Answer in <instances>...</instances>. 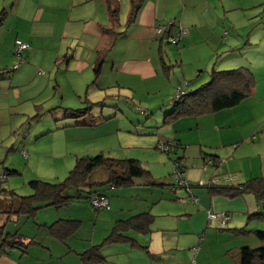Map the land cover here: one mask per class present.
Masks as SVG:
<instances>
[{
  "label": "rangeland",
  "instance_id": "rangeland-1",
  "mask_svg": "<svg viewBox=\"0 0 264 264\" xmlns=\"http://www.w3.org/2000/svg\"><path fill=\"white\" fill-rule=\"evenodd\" d=\"M120 2H122L120 5V22L124 30L126 25L131 27L134 24L132 23V13H130L131 0H120ZM139 2L140 0L137 1L138 4ZM245 3L247 0H244L243 6ZM97 4H99L98 1L92 6L91 2L82 6L86 12V17L91 16L90 6L95 9ZM245 7L247 10L239 13L240 16L244 14L242 17L245 18V24L232 26L233 29L227 38L228 40L232 39L234 35H241L249 41L255 37L254 40L256 41L259 39L256 38L257 35H264V4L258 6V14L255 12L256 8L249 10L250 6ZM172 20L174 19L169 17L165 23L156 24V32L159 27L168 25ZM175 22L176 26H179V20H175ZM31 26H33L32 23L24 24L21 27V34L26 35ZM182 28L186 29L185 27ZM186 35H188V30L181 37ZM156 36L161 37L157 34ZM95 38L88 36L85 47H81L75 42L69 45L68 56L72 57L79 50H82L81 60L91 64L98 55L96 49L92 47L96 45ZM21 41L28 43L24 40ZM128 41L129 49L123 47L126 45L125 43L118 49L115 56L121 63L131 58L138 59L132 65V71L124 76L136 85L135 94L121 89L117 85L116 79L111 76L98 79L93 67L91 71L88 69L83 73L79 72L74 67L75 63L79 62L77 56L72 57V63L68 65L66 60L62 59L67 53L66 50L61 53L60 62L53 66L52 70L43 68L34 62L25 63L24 56V60L19 61L15 54V62L14 64L12 62V68L16 65L22 67L6 75L13 76L16 74L19 76L12 83V87H16L20 91V99L11 93V84L7 81L8 79L0 81V175L5 172V169L15 170L17 174L9 175L6 180L1 178L0 190H12L21 196H29L34 192L30 186L31 181L61 182L69 176L77 160L84 156H95L103 153L105 157L138 159L142 162L143 168L151 173L157 182L153 180L158 184L152 185L150 189L153 190L155 196L153 199H156V202L149 205L151 206L150 211L156 216V220L152 224L150 234H141L133 230L127 232L128 235L137 239L140 245L134 247L130 242H121L119 245L106 247L103 250L104 255L109 260L106 264H180L178 260L186 256L185 253L190 252L189 249L192 248L189 241H194V237L190 238L191 235H186L184 232L193 227L198 229L204 220L188 215H184L182 219L176 216L175 211L181 208L187 209L184 211L189 213L190 205L182 202H190L191 199L194 204H197L191 213H197L201 203L198 202L196 196L189 197V200L182 199L188 198L189 191L186 186L177 185L174 162L179 157L185 156L182 158V164L185 167L184 178L186 182L190 181L195 184V188H192L197 194L200 191H205L214 177H222L225 174H216L217 167L214 164L207 165L206 162L210 161L211 156L204 155V151L202 153L201 149L204 147L200 146L199 143L194 145L196 138L185 140L190 143V146L186 147L187 144L182 147L177 146L170 154L160 150L159 146L175 139L176 133L171 129L172 127L164 125L165 111L173 106L171 103L173 95L177 94L179 88L182 90L188 88V91L191 92L208 83L212 65L207 69L205 66H201L209 63V55H207L196 66L193 60L186 55L188 45L181 44L180 48L184 51L182 66L177 51L178 44H167V39H165V49L171 55L167 64L168 66L169 64L174 65L170 69L171 71L164 72L162 70L160 73H154L145 63V59L151 54L156 56L157 54L147 46L145 41L143 45H138L132 39ZM13 43H16V40ZM81 44L83 43L80 42ZM1 45L2 41H0ZM248 45L249 43H245L243 46L252 47ZM10 46L11 39L8 40L6 48H10ZM12 46L15 47L14 52H16V44ZM253 46L256 50L251 48L250 52L249 49L241 47V56L238 58L253 56L254 59L250 60L253 66L257 68L259 73L264 72V43L253 44ZM30 49L31 45L28 50ZM191 54L194 55V53ZM40 58L43 60L44 54H40ZM177 60L179 61L177 62ZM228 62L232 63L228 67H239L236 59ZM199 69H203V71L200 72ZM40 70L44 71L43 75H39ZM105 73L108 72L105 71ZM169 75L170 77L167 78ZM188 82L190 83L189 87H187ZM167 83L172 84L175 88L172 94L168 92L171 87ZM153 89H161L162 92L148 93L149 90ZM23 151L29 154L28 158L23 156ZM221 160L224 159L221 158ZM99 172L105 171L99 169ZM132 188L128 186L118 188L117 191L130 192L131 190L133 192ZM175 189H177L176 193L173 191ZM88 190V188H82L84 194ZM69 192L78 193L75 189H71L67 193ZM176 194L180 197L178 200L175 199ZM124 195H116L110 199L127 207L129 203L132 205L129 198L133 196L130 195L125 198ZM200 195L202 193L199 194V199ZM205 197L201 200L206 202ZM134 198L137 199L136 196ZM78 204L88 208V210L85 209L80 212L84 220L78 235L73 237L74 245L82 252L94 244L101 243L111 232L114 224H109L108 220L102 216L107 210H110V207L101 210L98 214L101 217H98L90 203L81 202ZM78 204L75 203L73 206ZM143 205L144 203L141 201H133V206L137 207V211ZM68 208L71 207H63L59 210L54 207L42 208L37 212L34 219H25V222L22 218L19 221L6 220V216L3 215L0 223H6L5 232L14 230L15 226H20V223L24 222L23 233L38 242V245L34 246L33 250L31 249L30 257L24 258L23 264H80V255L67 251L65 244L56 238L53 239L52 243L55 251L54 260L43 262L41 259L46 255L41 254V249H38L44 246L43 243H46L41 240L42 238H50L48 228L42 225L44 223L49 225L53 219L62 218L59 213L67 214ZM258 222L257 218L249 219L247 216L245 225H248L249 228ZM217 228L220 232L218 224ZM241 234H244L245 237L249 236V234ZM213 241L220 245L224 239L219 238ZM257 244L258 242L250 245L256 246ZM216 249L215 244L212 250L213 255H217ZM16 251L20 252L19 250ZM209 261H212V257L208 253L202 258L204 264H220L221 258L219 257L213 262Z\"/></svg>",
  "mask_w": 264,
  "mask_h": 264
},
{
  "label": "crops",
  "instance_id": "crops-1",
  "mask_svg": "<svg viewBox=\"0 0 264 264\" xmlns=\"http://www.w3.org/2000/svg\"><path fill=\"white\" fill-rule=\"evenodd\" d=\"M97 1L99 4L95 6V9H92L91 6L97 3ZM137 1L138 0H131L130 7V13H132L134 10L133 7L135 8V5L138 6L135 16L132 17V23L134 24L131 27L126 25L123 30L122 23L120 22V5L122 3L120 0H0V19L2 20L0 24V41H2V45L0 46V72L6 73L12 69L15 62V47L12 46L13 44L15 45V43H13L14 40L21 39L31 45V49L23 53L26 60L25 63L34 62L40 64L43 68L52 70L53 66L60 62L61 53L66 50L67 53L62 59H65L69 65L72 63L71 58L77 56L79 62L75 63L74 67L81 73L88 69L91 71L92 67L93 69L95 68L99 60V54L108 49L112 41L113 44L107 52L106 60L98 79L109 78V76H111L113 79H116L117 85L121 89L135 94L136 85L132 80L126 79L124 76H126L129 71H132V65L135 64L138 59L131 58L121 63L115 56V53L125 43L126 45L123 47L129 49L130 44L128 40L130 39L136 41L138 45H143L145 41L147 46L157 54V56L151 54V56L145 59V63L151 72L160 73L162 70H164V72L169 71L174 64H169L168 66V59L171 55L166 51L162 38L156 36L155 27L156 24H163L169 17H172L174 20H179V26L185 27L186 30H188V35L183 38L181 37L177 46V51L180 55L179 60L182 66L184 62V51L180 48L181 44L184 46L188 45L186 55L193 60L196 66L204 60L205 56L209 55V63L207 65H201L202 67L205 66L207 69L212 65V70H230L239 67H247L254 74L257 85L255 93L251 98H248L232 109L199 117L182 118L170 125L164 124L165 126H171V129L176 133L174 141L169 142H177L179 147L187 144L185 146L188 147L190 143H187L185 140L196 138L197 140L194 145L199 143L200 146L204 147V149H201L202 153L204 151V155L224 159L222 164L216 166V174H235L238 176L239 182H245L253 178L264 179V72L261 71V73H259L257 68L253 66V63L250 61L254 59L253 56H249V58L246 56L238 58V56H241V47L247 50L249 49V52L251 48L256 50L253 44H263L264 35H257L256 38L259 39L256 41L254 40L255 37L249 41L245 36L241 35H234L232 39H227L233 29L232 26L236 24H245V18L242 17L244 14L242 16L239 14L247 10L245 6H250L248 8L249 10L256 8L255 12L258 14V6L264 4V1L256 2L255 0H247L245 6H243L244 0H140L139 4ZM90 2L91 16L86 17V12H84L82 6ZM114 8H119V11L118 24L114 28L117 33L113 39L108 29L112 27L110 10ZM30 23H32L33 26L29 28L26 35H22L21 27H23L24 24ZM88 36H92L93 38L96 37V45L92 47L96 49L98 55L94 58L92 63H86L81 60L82 50H79L76 55L72 57L68 56L69 45L75 42L79 46L85 47L88 42ZM9 39H11V46L7 49L6 45ZM79 41L83 44L80 45ZM245 43H249L248 46L251 45L252 47L248 48L243 46ZM191 53H194V55ZM40 54H44L43 60H41ZM232 59H236V63L239 64V67H228L229 64H232L228 61ZM179 60H177V62ZM199 70L200 72L203 71V69ZM105 71L108 73H105ZM43 74L44 71L40 70L39 75ZM173 74H175L174 71ZM170 75L167 78H169ZM5 77H7L5 79H8L7 81L11 84V93H13L16 98L20 99V91L16 87H12V83L18 79L19 76L14 74L13 76L5 75ZM167 84L171 87L168 92L172 94L175 88L172 84ZM188 84L187 87L190 86L189 82ZM187 89L188 88H186L185 91ZM149 92L158 93L162 91L161 89H153L149 90L148 93ZM185 152L187 151L185 150ZM181 157L184 158L185 156L183 155ZM93 178V182L105 181L107 179V174L97 170L96 173L93 174ZM152 178L154 179L153 176ZM153 179L151 181L145 180L144 178H140L139 180L135 179V182L130 185L133 187V192H131V190L130 192H118L117 189L119 187L116 188L111 185H102L93 188L92 192L104 193L110 200V210H107L102 216L108 220L109 224L113 223L114 227L118 220H127L145 212L152 214L150 211L151 206L149 205H151L152 202L155 204L156 199H153L155 196L153 190L150 189L152 185H158L156 183L157 181L154 179L155 182ZM190 185L195 188V184L190 182ZM99 187H101V189H99ZM206 190L200 191L202 195H200L199 199L198 196L200 193L197 194L193 189V196H196L198 202L201 203V207L198 208L199 211L197 213H191L194 210L193 208L197 207V204H194L192 201L182 202L190 205L188 209L189 213H186L184 210L187 209L183 208L178 209L179 211H175L177 214L176 216H179L180 219L184 218V215H188L196 219L203 218L204 220L203 224H201L198 229L193 227L191 230L184 232L186 235H191L190 238L194 237V241H189V244L192 246V248L189 247L190 252H186V256H183L178 261L180 264H204L202 258L209 253L210 257H212V261L209 262H213L220 257V264H240V249L243 246L257 248L261 245V242L253 233L245 237L244 235H236V231L240 228H250V232L253 230H264V218H257L259 222L253 227L248 228V225H245L247 216L249 219H252L250 216L252 213H264V208L258 205L259 199L253 193L232 195V192H221L212 190L208 187ZM173 191L176 193L177 189ZM123 194H125V198H128L130 195L133 196L129 198L132 201V205L129 203L127 207L110 199V197ZM134 196H136L137 199H135ZM203 197L206 198V202L201 200ZM178 198L180 197L176 194L175 199L178 200ZM182 199L186 200L187 198ZM133 201H141L144 205L137 211V207L133 206ZM81 202L84 201L74 202L67 206L54 207L57 210L63 207H71L67 209L69 210L67 214L64 212L59 213L62 217L60 219L80 220L81 225L77 232L66 240L53 237L50 233H48L50 238H42L41 240H44L43 242L46 243H43L44 246L39 248L37 246V248L39 250L41 249V254L46 255L41 259L43 262L51 259L54 260L55 251L53 250L52 243L53 239L56 238L65 244L67 251L74 252L75 254L78 253L77 255H80V264H82L81 254L84 251L81 252L73 243V237L78 235V231L84 220L80 212L85 209L88 210L85 205L78 204ZM75 203L78 205L74 207L73 204ZM210 210L229 213L232 216V221L228 223L227 227L230 228L231 231L220 230V232H218L217 221H209L208 219V212ZM98 214L99 213H96V216L101 217ZM152 215L154 216L155 222L156 216L154 214ZM5 218L6 220L14 219L15 221L21 219L17 218V216H13L11 219ZM52 221L55 222L56 220L53 219ZM24 222L20 223V226H15V229L10 232L18 231L24 236L23 240H25V242L31 243L28 253L22 254L16 250L5 254L0 253V264H23L25 262L24 258L29 256L34 246L38 245L36 239H32L23 233ZM3 225L6 229V223ZM47 225L48 223H44L42 226L46 227ZM150 229L152 230V225ZM125 233L128 235L127 232ZM193 233L194 235H192ZM196 235H198V238H196ZM202 237L205 239L202 248L198 252L193 251V247L199 244ZM219 238L224 239L220 245L213 241ZM31 240H33V242H31ZM255 241L258 242V244L252 246L256 244ZM119 244H121V242L104 245L101 249L102 254L104 255L103 250L106 247ZM215 244L217 247V255H213L212 252ZM138 245H140L139 242ZM104 256L107 262H109L106 255Z\"/></svg>",
  "mask_w": 264,
  "mask_h": 264
},
{
  "label": "trees",
  "instance_id": "trees-1",
  "mask_svg": "<svg viewBox=\"0 0 264 264\" xmlns=\"http://www.w3.org/2000/svg\"><path fill=\"white\" fill-rule=\"evenodd\" d=\"M137 7L138 6L135 5L134 10L132 11V17L135 16ZM118 11L119 8L110 10L112 27L111 29H108V32L111 34L113 39L117 33L114 28L118 24ZM1 23L2 20L0 19V24ZM161 38L162 41L165 40L164 37ZM166 43L172 44L168 41ZM112 44L113 42L111 41L108 49L99 54L98 63L94 68L95 76L97 78L102 72L107 52L111 48ZM18 68L13 67L6 73L0 72V80H4L7 78L5 77L6 74L12 71L14 72ZM256 85L257 80L252 71L247 67H239L230 70L213 69L210 73V81L208 83H205L194 91L189 92L188 89L186 91L181 90L180 93L177 92L176 95H173L174 97L171 99L173 106L170 109L168 108L169 110L167 109L165 111L164 124L170 125L182 118L199 117L206 114L232 109L248 98H251L255 93ZM162 144L172 147L170 150L165 151L167 153H171L177 146H179L177 142ZM22 153L25 158L29 157V154L25 151ZM210 160L214 161L215 166H219L224 162H221V159L215 157H211ZM174 163L175 169L176 167H181L185 170L184 164H182V157L178 158ZM99 169H103L105 171L107 179L105 181L93 182V174ZM13 174H17V171L5 169V172L0 175V179L2 178L3 180H6L9 175ZM140 178H144L149 181L153 179L151 173L143 168L142 162L138 159H117L105 157L103 153L95 156H84L77 160V163L74 169L70 172L69 176L61 182L49 183L42 180L31 181L30 186L34 192L29 196H21L15 191L1 189L0 220L3 215H5L8 219H11L13 216H17V218L34 219L37 212L42 208L51 206H67L79 201L90 203L96 213H99L101 210H106L110 207V200L108 208L93 205L91 200L94 195H104L108 197L104 193L92 192L93 188L102 185H111L116 188L128 187L135 182V179ZM236 182V184H208V188L221 192H232V195L253 193L259 199L258 205L261 208H264L263 178H253L252 180H247L245 182H239L237 179ZM188 185L193 187L189 182ZM83 187L89 189L86 194L82 192ZM71 189H75L78 193H67ZM211 211L213 210H210L209 212ZM250 216L252 218L254 217L260 219L264 218V213L255 212ZM209 221L216 220L209 219ZM153 222L154 216L149 212L135 215L127 220L116 221L112 231L105 237L102 243L93 245L81 254L82 264H106L107 260L101 252L102 247L106 244L115 242H130L132 243V246H137L138 241L128 236L125 232L133 230L138 233H151L152 230L150 229V226ZM80 225V220L58 219L46 227L48 228L50 235L53 237L66 240L77 232ZM227 225L225 227H219L218 225V227L221 231H231ZM236 233V235H242L241 233H253L261 242V245L257 248L243 246L240 249V264H264V230H253L250 232L249 229L240 228L236 231ZM23 237L24 236L18 231L5 232V226L0 223V253L5 254L14 250H19L22 254L28 253L31 243L25 242ZM204 241L205 239L202 237L199 244L194 246L192 250L198 252L202 248ZM31 242H33V240H31Z\"/></svg>",
  "mask_w": 264,
  "mask_h": 264
},
{
  "label": "built area",
  "instance_id": "built-area-1",
  "mask_svg": "<svg viewBox=\"0 0 264 264\" xmlns=\"http://www.w3.org/2000/svg\"><path fill=\"white\" fill-rule=\"evenodd\" d=\"M170 31V32H169ZM187 32L186 29L182 28L181 26H176L175 20H172L168 25H165L164 27H159L157 29V35L164 37L167 39L168 42L172 44H179L181 40V36ZM16 47L17 50L15 52L17 58L19 61L24 60L23 58V53L28 50L30 45L28 43H25L21 40H16ZM19 66L16 65L14 68H18ZM182 89L179 88L178 92L180 93ZM172 147H169L167 145L161 144L159 146V149L164 151L170 150ZM222 160L221 162H223ZM220 162V163H221ZM214 161L210 160L207 162V165H213ZM184 170L181 167H176L175 169V176L177 179V184L179 186H186L188 191H189V196L186 200H189V197H193V188L188 185V182H186L184 178ZM238 179V176L235 174H225L222 177H214L209 185H221L225 183H235ZM241 188V187H240ZM191 201V199H190ZM91 203L95 206L99 207H109V199L106 196L102 195H94L93 199L91 200ZM209 219L210 220H216L218 222L219 227H225L231 220L232 216L223 211H218V212H209Z\"/></svg>",
  "mask_w": 264,
  "mask_h": 264
}]
</instances>
